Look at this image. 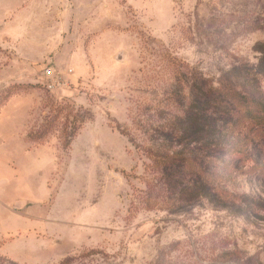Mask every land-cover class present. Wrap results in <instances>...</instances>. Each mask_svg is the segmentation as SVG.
Masks as SVG:
<instances>
[{
    "label": "rangeland",
    "instance_id": "rangeland-1",
    "mask_svg": "<svg viewBox=\"0 0 264 264\" xmlns=\"http://www.w3.org/2000/svg\"><path fill=\"white\" fill-rule=\"evenodd\" d=\"M258 44L264 0H0V264H264V211L179 207L149 154Z\"/></svg>",
    "mask_w": 264,
    "mask_h": 264
},
{
    "label": "trees",
    "instance_id": "trees-1",
    "mask_svg": "<svg viewBox=\"0 0 264 264\" xmlns=\"http://www.w3.org/2000/svg\"><path fill=\"white\" fill-rule=\"evenodd\" d=\"M254 49L255 64L234 67L215 83L192 75L186 98L175 99L182 116L153 131L149 154L179 207L206 200L239 217L264 211L259 196L234 194L226 181L232 170L246 168L264 193V44ZM217 163L225 172L221 176Z\"/></svg>",
    "mask_w": 264,
    "mask_h": 264
},
{
    "label": "built area",
    "instance_id": "built-area-1",
    "mask_svg": "<svg viewBox=\"0 0 264 264\" xmlns=\"http://www.w3.org/2000/svg\"><path fill=\"white\" fill-rule=\"evenodd\" d=\"M45 75H46L47 78H49L50 80H51V77H53V75H52V73L50 72V70L45 71ZM47 87H48V88H51V87H53V85H52V84H48Z\"/></svg>",
    "mask_w": 264,
    "mask_h": 264
}]
</instances>
